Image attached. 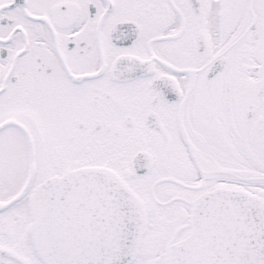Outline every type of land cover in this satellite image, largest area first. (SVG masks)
<instances>
[{
	"label": "flooded vegetation",
	"instance_id": "af4514ba",
	"mask_svg": "<svg viewBox=\"0 0 264 264\" xmlns=\"http://www.w3.org/2000/svg\"><path fill=\"white\" fill-rule=\"evenodd\" d=\"M80 167L165 222L160 264L201 194L264 201V0H0V264H43L30 197Z\"/></svg>",
	"mask_w": 264,
	"mask_h": 264
},
{
	"label": "water",
	"instance_id": "95a60500",
	"mask_svg": "<svg viewBox=\"0 0 264 264\" xmlns=\"http://www.w3.org/2000/svg\"><path fill=\"white\" fill-rule=\"evenodd\" d=\"M29 214L43 264H129L145 224L141 200L103 167L48 178L34 189ZM189 225L185 237L166 246L164 264H264V201L256 195L201 194Z\"/></svg>",
	"mask_w": 264,
	"mask_h": 264
},
{
	"label": "rangeland",
	"instance_id": "374dc122",
	"mask_svg": "<svg viewBox=\"0 0 264 264\" xmlns=\"http://www.w3.org/2000/svg\"><path fill=\"white\" fill-rule=\"evenodd\" d=\"M152 206H157L154 203L149 204ZM148 206V205H147ZM149 224L145 225L143 229V234L140 235V243L138 245V256L137 259L132 264H143V262L147 259H152L156 264H160V255L158 254V249L160 246L159 238L156 236L158 233L159 228L163 227L165 222L158 220L155 217H150L148 220ZM151 222V224H150ZM189 226H186L185 228L180 229V231L175 235V237L180 236L183 232H185L188 229ZM170 232V231H168ZM166 239V238H165ZM139 242V240H138ZM137 249V248H136ZM136 255V254H135Z\"/></svg>",
	"mask_w": 264,
	"mask_h": 264
}]
</instances>
